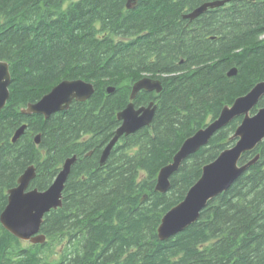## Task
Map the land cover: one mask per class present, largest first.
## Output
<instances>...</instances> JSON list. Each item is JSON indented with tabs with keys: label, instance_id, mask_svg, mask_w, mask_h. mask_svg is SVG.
Here are the masks:
<instances>
[{
	"label": "trees",
	"instance_id": "16d2710c",
	"mask_svg": "<svg viewBox=\"0 0 264 264\" xmlns=\"http://www.w3.org/2000/svg\"><path fill=\"white\" fill-rule=\"evenodd\" d=\"M127 1L0 0V61L11 71L0 110V214L29 166L36 169L30 188L46 190L78 156L63 205L44 218V243L28 244L0 221V264H264V140L240 163L259 154L258 161L195 223L158 236L203 167L236 143L243 116L183 161L167 193L156 190L184 141L264 81V0H230L193 20L184 15L214 0H138L131 9ZM232 68L238 72L229 76ZM145 77L163 89H143L134 103L154 102V120L123 136L102 165L118 113ZM79 78L95 85L89 100L48 118L23 112L61 81ZM261 107L264 96L252 113Z\"/></svg>",
	"mask_w": 264,
	"mask_h": 264
},
{
	"label": "water",
	"instance_id": "95a60500",
	"mask_svg": "<svg viewBox=\"0 0 264 264\" xmlns=\"http://www.w3.org/2000/svg\"><path fill=\"white\" fill-rule=\"evenodd\" d=\"M137 1L128 0L127 8L135 7ZM227 1L205 2L185 14L184 18L196 19L208 9L223 6ZM237 72L236 68H232L228 75L234 76ZM10 84L9 63L0 61V110L6 106L10 98ZM143 89L160 92L163 85L159 79L151 77L142 78L134 83L130 96L131 102L118 113L121 126L116 130L114 137L101 155L102 165L106 163L113 148L123 136L133 134L152 124L156 111L155 103L151 102L149 105L139 107L134 103L137 94ZM108 91L114 92L115 88L109 87ZM94 92L95 85L92 82L82 78L65 79L39 101L29 103L23 112L42 114L48 118L54 113L68 110L74 101L89 100ZM263 96L264 81H261L246 95L238 97L233 105L225 106L217 119L187 138L175 154L173 162L160 170L156 190L167 193L171 186V177L179 170L183 161L206 146L213 135L234 118L244 116L242 123L233 135L234 138H237L236 143L222 151L214 161L205 165L200 179L189 189L185 198L163 216L158 228V236L161 240H165L195 223L211 199L227 191L246 169L258 161L259 154L246 164L240 165L243 155L255 150L264 140V107L252 114V110ZM26 129L27 125H22L13 136V142H16ZM36 142H40L39 135L36 137ZM77 159V155L68 158L53 184L46 190L30 188L36 176V169L34 165L29 166L18 179V185L8 192V204L0 214L2 225L21 240L31 241L34 244L44 243L46 235L41 232L44 218L47 213L63 205V191Z\"/></svg>",
	"mask_w": 264,
	"mask_h": 264
},
{
	"label": "bare ground",
	"instance_id": "6f19581e",
	"mask_svg": "<svg viewBox=\"0 0 264 264\" xmlns=\"http://www.w3.org/2000/svg\"><path fill=\"white\" fill-rule=\"evenodd\" d=\"M240 97H241V96H240ZM260 100H261V99H260ZM259 102H260V101H259ZM258 104H259V103H258ZM258 104H257V105H258ZM232 105H233V104H232ZM257 105H256V106H257ZM226 106H227V105H226ZM229 106H231V105H229ZM257 111H258V110H257ZM221 112H222V111H221ZM220 114H221V113H220ZM252 114H253V113H252ZM254 114H255V113H254ZM243 117H244V116H243ZM216 119H217V118H216ZM234 119H235V118H234ZM234 119H233V120H234ZM233 120H232V121H233ZM213 121H214V120H213ZM242 121H243V120H242ZM241 123H242V122H241ZM209 124H210V123H209ZM226 126H227V125H226ZM204 128H205V127H204ZM217 132H218V131H217ZM213 136H214V135H213ZM235 139L237 140V138H235ZM172 162H173V161H172ZM245 164H246V163H245ZM240 165H244V164H241V163H240ZM203 168H204V167H203ZM246 170H247V169H246ZM202 172H203V171H202ZM159 173H160V172H159ZM199 179H200V178H199ZM161 193H162V192H161ZM208 203H209V202H208ZM23 241H24V240H23Z\"/></svg>",
	"mask_w": 264,
	"mask_h": 264
},
{
	"label": "rangeland",
	"instance_id": "374dc122",
	"mask_svg": "<svg viewBox=\"0 0 264 264\" xmlns=\"http://www.w3.org/2000/svg\"><path fill=\"white\" fill-rule=\"evenodd\" d=\"M69 1H70V0H69ZM212 121H213V120H212ZM212 121H210L209 123H211ZM209 123H208V124H209ZM208 124H207V125H208ZM203 128H204V127H203ZM25 242L28 243V244L31 243V241H25Z\"/></svg>",
	"mask_w": 264,
	"mask_h": 264
},
{
	"label": "flooded vegetation",
	"instance_id": "af4514ba",
	"mask_svg": "<svg viewBox=\"0 0 264 264\" xmlns=\"http://www.w3.org/2000/svg\"><path fill=\"white\" fill-rule=\"evenodd\" d=\"M229 1H230V0H228L227 3H228ZM256 1H257V0H252V2H256ZM261 1H262V0H261ZM208 10H209V9H208ZM208 10H207V11H208ZM197 18H198V17H197ZM189 20H191V19H189Z\"/></svg>",
	"mask_w": 264,
	"mask_h": 264
}]
</instances>
